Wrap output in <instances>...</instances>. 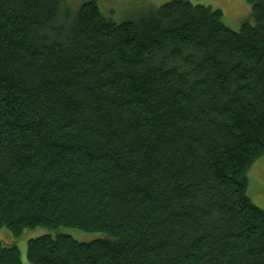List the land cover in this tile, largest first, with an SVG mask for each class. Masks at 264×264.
I'll use <instances>...</instances> for the list:
<instances>
[{"label":"trees","instance_id":"trees-1","mask_svg":"<svg viewBox=\"0 0 264 264\" xmlns=\"http://www.w3.org/2000/svg\"><path fill=\"white\" fill-rule=\"evenodd\" d=\"M238 30L171 0H0V228L31 264H264V0ZM0 264H23L0 239Z\"/></svg>","mask_w":264,"mask_h":264},{"label":"rangeland","instance_id":"rangeland-1","mask_svg":"<svg viewBox=\"0 0 264 264\" xmlns=\"http://www.w3.org/2000/svg\"><path fill=\"white\" fill-rule=\"evenodd\" d=\"M86 0H63L68 9L75 13ZM171 0H98L102 14L116 23L134 20L150 7H160ZM193 4H203L212 8H219L221 19L231 29L238 30L242 22L250 19L251 7L247 0H187ZM247 194L252 202L264 209V157L258 159L248 171ZM69 234L80 241H89L100 236L99 233H87L71 227L47 229L36 227L25 229L20 236H14L7 228H0V239L6 244H16L20 251L23 264H31L26 257L27 242L30 238L42 234Z\"/></svg>","mask_w":264,"mask_h":264}]
</instances>
